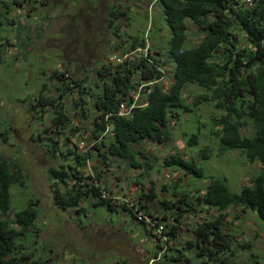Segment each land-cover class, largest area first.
<instances>
[{"label":"trees","instance_id":"1","mask_svg":"<svg viewBox=\"0 0 264 264\" xmlns=\"http://www.w3.org/2000/svg\"><path fill=\"white\" fill-rule=\"evenodd\" d=\"M28 1L0 0V28L4 25L8 7L19 9ZM253 1L248 6L244 0H157L170 34L166 55L152 53L145 38H132L122 44L129 46L126 48L128 50L114 55L134 53V57L115 63L112 60L114 55L111 56L107 64L93 71L90 82L80 75L68 77V70L53 71L50 74V80L58 82L55 85L57 98L54 100L44 96L43 85L39 96L34 100L36 104L33 102L30 106L35 111L38 110L42 120L44 111L41 108L48 106L53 109L50 124L43 130L48 135L45 139L50 144L52 159H56L58 153L63 159H72L61 163L58 168L51 167L47 170L51 179L50 193L54 207L63 212H75L78 217L86 216L88 209L99 207L128 213L144 227L147 234L159 243L163 241L164 246H158L162 257H167L163 252L165 249L176 255L175 260L185 263L187 258L183 252L180 249L174 250L171 246L179 237L183 217L201 211L216 212L218 216L215 219L206 220L207 222L194 227L193 240L183 246L193 251L197 258L188 264H217L218 261L224 264L218 255L230 250L229 234L223 232L220 223L229 208L241 213H254L264 224V0ZM110 9V25L118 32L116 21L122 13L115 7ZM20 11V18H23ZM46 18L44 15L41 21L37 18L31 20L40 28V23L44 24L43 20L47 23ZM188 22L202 36L193 46H188ZM31 28L32 26L26 32L30 31L32 37L41 33L33 34ZM21 29L20 38L24 33L22 27H19V32ZM240 38L244 39L243 47L239 46ZM1 41L4 43H0V61L1 47L11 46L7 39L2 38ZM19 45L22 49L26 47L23 41ZM146 46L148 49L145 55L140 50ZM26 48L29 49V44ZM162 56L174 65L172 81L168 87L160 84L165 69ZM190 84L203 92L193 99L192 104H186L183 92ZM141 85L140 100L146 105L141 107L135 104L131 108L133 99L130 93ZM74 91L79 95L78 102L74 103L75 114L86 116L87 109L84 107L90 104L87 112V115L91 114L90 132L87 133V138L92 146L81 153L78 146H69L70 138H57L66 131L72 137L82 135L81 131H84L74 126L61 109L69 97L73 98ZM202 103H214V109L223 113L219 119L211 118L210 133L217 142L218 156L239 151L247 162L258 161L262 165L261 171L252 178L251 183L241 188L240 192L233 193L225 181L211 177L203 190L187 196L188 192L185 193L173 182L162 190L168 198L159 199L154 193L140 190L138 203L131 207L116 203L114 193L104 182L101 167L93 165L89 168L87 162L97 158L104 168L124 162L131 170L144 169L148 165L137 158L143 155L140 147L145 143L163 145L164 141L171 138L172 123L179 120L182 113H194ZM122 104L131 109H126L127 113L120 115L119 107ZM248 123L251 131L242 132V126ZM215 126L219 128L214 130ZM185 136L188 137L187 132ZM41 137L43 134L38 133L37 138L42 139ZM196 141L197 136L191 135L186 144L191 147ZM60 146L64 147V151ZM143 153L144 161H149L151 165L153 156ZM205 153L208 154L209 151ZM204 156L206 154L202 157ZM161 163L164 168L182 171L193 180L206 178L204 169L194 159H187L180 152L164 156ZM23 178L18 163L8 161L0 154V264H47L46 261L38 262L33 259L32 254L19 248L29 229L35 226L39 214L38 200L28 202L23 210L15 214L14 221H9L6 216L10 210V189L13 185L22 186L25 182ZM150 209L157 211L149 212ZM149 222L151 227L148 226ZM161 225L163 229L153 233V229ZM247 248L246 245L244 249Z\"/></svg>","mask_w":264,"mask_h":264},{"label":"rangeland","instance_id":"2","mask_svg":"<svg viewBox=\"0 0 264 264\" xmlns=\"http://www.w3.org/2000/svg\"><path fill=\"white\" fill-rule=\"evenodd\" d=\"M111 7L122 13L116 21L118 32L110 25ZM8 8L4 25L0 28V43H4L1 41L4 38L11 44L9 47H1L0 154L6 160L18 163L25 182L22 186L13 185L10 189V210L6 216L9 221H14L15 214L34 200H38L39 210L35 226L23 238L20 250L32 254V258L38 262L46 261L47 264H134L135 261L141 264L143 255H159L157 241L128 213L99 207L88 209L86 216L80 215L78 218L75 212H63L53 206L51 179L47 170L58 168L61 163L72 159H63L59 153L56 159H52L50 144L45 139L48 135L43 130L50 124L53 109L48 106L41 108L44 111L42 120L38 110L35 111L30 105L33 102L36 104L34 100L43 85L44 96L54 100L57 98L55 85L58 82L49 78L53 71L68 70V77L80 75L90 82L94 70L107 64L115 53L128 50L126 48L129 46L122 45L126 40L145 38L152 53L166 55L170 34L160 4L157 0H29L19 9ZM19 10L23 18H20ZM44 15L47 23L43 20L44 24L41 22L39 28L31 19L41 21ZM9 23H14V26H9ZM31 26L33 34L41 33L32 37L30 31L26 32ZM188 26V46H193L202 36L191 23L188 22ZM19 27L24 29L22 38L19 35L22 29L19 32ZM18 41H23L26 47L29 44V49H22ZM242 41L244 39L240 38V47L244 45ZM161 58L165 62V69L160 84L168 87L172 81L174 65L166 61L165 56ZM202 92L195 85H188L183 92L186 104H192L193 99ZM73 93V98L69 97L61 109L74 126L84 131H81L82 135L74 137L66 131L57 138H70L69 146H78L81 153L92 146L87 138L90 132L91 114L87 115L90 104L84 107L87 109L86 116L75 114L74 103L78 102L79 95L76 91ZM222 114L220 110L214 109V103H202L194 113H182L179 120L172 123L171 138L168 141H164L163 145L145 143L140 147L143 155L137 158L148 165L144 169L131 170L124 162L104 168L97 158L89 160L87 165L89 168L93 165L101 167L104 182L114 193V200L117 199L115 202L124 203L127 208L138 203L140 190L154 193L159 199L168 198L162 190L173 182L185 193L188 192L187 196H192L198 190H203L213 177L225 181L231 192L238 193L251 183L252 178L261 171L262 165L258 161L247 162L239 151L218 156L217 142L210 133L211 118L219 119ZM218 128L213 127L214 130ZM241 131L250 132L251 125H243ZM186 132L188 137L185 136ZM38 133L43 134L42 139L37 138ZM191 135H196L197 141L189 147L186 141ZM81 142L85 143L84 147ZM60 149L64 151V147L60 146ZM176 151L187 159H194L204 169L206 178L193 180L182 171L164 168L162 158ZM207 151L208 154L205 153ZM143 152L149 157L153 156L151 165L149 161H144ZM204 154L206 156L202 157ZM83 206L88 208L86 204ZM147 206L151 208L150 204ZM155 211L150 209L149 212ZM209 212L201 211L183 217L179 237L171 243L174 250L180 249L187 258L183 264L197 259L193 251L183 246L193 240L195 226L218 216L216 212ZM226 212L220 224L223 232L229 234L230 250L221 252L218 255L220 260L224 264H264V224L251 212L241 213L232 208ZM246 245L248 248L244 249ZM158 246L163 247V241ZM160 258L159 263L168 262L161 254L158 256ZM217 264L222 263L218 261Z\"/></svg>","mask_w":264,"mask_h":264},{"label":"built area","instance_id":"3","mask_svg":"<svg viewBox=\"0 0 264 264\" xmlns=\"http://www.w3.org/2000/svg\"><path fill=\"white\" fill-rule=\"evenodd\" d=\"M244 2L248 5V6H251L253 4V0H244ZM148 46H146L143 50H140V52L144 51V54L146 55V52H147V48ZM139 53V52H137ZM134 53H128V54H124L122 56H117V55H114L112 57V60L115 62V63H121L123 61H125L126 59L128 58H133V55ZM142 85L141 86H138L136 87L135 90L131 91L130 93V97L131 99H133V105L131 106V108H133L135 106V104H139L141 107L142 106H145L146 104H143V102L140 100V91L142 89ZM131 108L127 109L126 105L125 104H122L120 107H119V114L122 115L124 113H127V111H129ZM127 109V111H126ZM81 146L83 147L84 146V143L81 142ZM140 219V218H139ZM148 226L151 227L152 224L149 222L148 223ZM163 229V226H158V228H156V231L160 232L161 230Z\"/></svg>","mask_w":264,"mask_h":264},{"label":"crops","instance_id":"4","mask_svg":"<svg viewBox=\"0 0 264 264\" xmlns=\"http://www.w3.org/2000/svg\"><path fill=\"white\" fill-rule=\"evenodd\" d=\"M4 62H5V59H4ZM152 239L155 240L153 237H152ZM157 243L160 244L158 241H157ZM158 244H157L156 247H158ZM163 252L165 254H167L166 260H168V262H165L163 264H183L182 262L175 260L176 259V255L175 254H172L170 251H168V250L166 251L165 249L163 250ZM160 254L162 255L161 252H160ZM160 254L159 255L157 254L156 258H155V256L154 257H149V253H147L146 255H143V257L140 259L141 260V264H156V263L161 264V263H159L161 258L158 259V256H160ZM128 264H132V263L128 262ZM134 264H136V261L134 262Z\"/></svg>","mask_w":264,"mask_h":264}]
</instances>
